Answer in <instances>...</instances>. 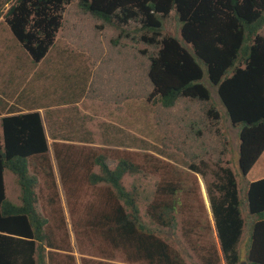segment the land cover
<instances>
[{
  "label": "rangeland",
  "instance_id": "374dc122",
  "mask_svg": "<svg viewBox=\"0 0 264 264\" xmlns=\"http://www.w3.org/2000/svg\"><path fill=\"white\" fill-rule=\"evenodd\" d=\"M17 2L0 0V119L30 112L42 118L49 150L30 158V173L38 177L37 210L48 220L47 263L144 264L128 261L98 225L115 201L107 184L89 180L100 171L95 157L103 154L112 168L124 157L140 167L123 184L137 190L142 219L169 245L172 260L227 264L211 198L220 197L227 168L240 189L264 178V151L247 174L241 173V128L215 90L210 100L183 96L164 107L149 76V55L157 47L118 38L115 27L81 11L78 0L65 5L47 53L34 56L9 23ZM166 24L181 38L174 13ZM260 35L264 38V27ZM6 170L9 194L17 200L16 177ZM173 182L179 203L174 221L162 226L151 217L149 204L168 200L157 191ZM245 215L250 223L247 210ZM245 229L243 261L250 225Z\"/></svg>",
  "mask_w": 264,
  "mask_h": 264
},
{
  "label": "trees",
  "instance_id": "16d2710c",
  "mask_svg": "<svg viewBox=\"0 0 264 264\" xmlns=\"http://www.w3.org/2000/svg\"><path fill=\"white\" fill-rule=\"evenodd\" d=\"M70 1L18 0L11 6L9 23L34 56H44L53 44ZM78 6L115 27L118 38L157 47L149 55V76L164 107H173L183 96L210 100L215 90L227 116L241 128V173L250 171L264 151V38L260 35L264 0H78ZM172 13L181 38L167 31ZM48 150L40 113L0 119V264H48L44 246L48 220L37 210L38 177L30 173V158ZM95 163L100 171L89 175L90 182L107 184L115 200L98 219L103 237L130 262L186 264L178 256L171 259L169 245L142 219L137 190L123 184L124 177L138 173L140 167L124 157L112 168L103 154L95 157ZM6 169L16 176L20 204L6 196ZM218 189L220 197H212L211 205L226 263H242L241 243L250 225L246 262L264 264V178L240 189L227 168ZM178 191L174 182L158 189V197H168L149 204L158 224L174 221Z\"/></svg>",
  "mask_w": 264,
  "mask_h": 264
},
{
  "label": "crops",
  "instance_id": "0c3cea01",
  "mask_svg": "<svg viewBox=\"0 0 264 264\" xmlns=\"http://www.w3.org/2000/svg\"><path fill=\"white\" fill-rule=\"evenodd\" d=\"M6 171H7V170H5V172H4V188H5L6 196H7L12 202H14V203H16V204H20V203H21V200H20V194H21V192H20V186H19L18 182L15 181V182H16L15 185L17 186L16 188H17V191H18L17 200H15V199H14L12 196H10V194H9L10 192H9V190H8V184H7V181H6V178H5ZM13 177H16L14 173H13ZM10 197H11V198H10Z\"/></svg>",
  "mask_w": 264,
  "mask_h": 264
},
{
  "label": "water",
  "instance_id": "95a60500",
  "mask_svg": "<svg viewBox=\"0 0 264 264\" xmlns=\"http://www.w3.org/2000/svg\"><path fill=\"white\" fill-rule=\"evenodd\" d=\"M241 264H248L246 261H242V263Z\"/></svg>",
  "mask_w": 264,
  "mask_h": 264
}]
</instances>
